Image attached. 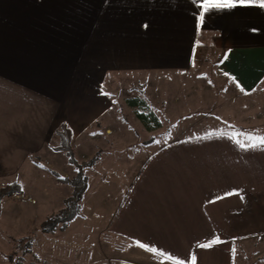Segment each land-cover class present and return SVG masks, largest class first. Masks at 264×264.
I'll return each mask as SVG.
<instances>
[{"label": "crops", "instance_id": "0c3cea01", "mask_svg": "<svg viewBox=\"0 0 264 264\" xmlns=\"http://www.w3.org/2000/svg\"><path fill=\"white\" fill-rule=\"evenodd\" d=\"M200 3L0 0V186L64 164L55 150L63 125L82 161L99 150L139 149L147 158L104 225L124 244L117 264H191L193 256L196 264H239L248 243L264 260V146L241 148L218 130L151 149L160 119L138 112L144 118L133 130L108 94L119 77L201 75L198 64L212 60L206 73L230 97L249 98V108L264 100V7L212 9L198 27ZM128 100L129 108L148 106ZM162 103L169 119L182 105ZM43 203L55 212L49 190Z\"/></svg>", "mask_w": 264, "mask_h": 264}, {"label": "rangeland", "instance_id": "374dc122", "mask_svg": "<svg viewBox=\"0 0 264 264\" xmlns=\"http://www.w3.org/2000/svg\"><path fill=\"white\" fill-rule=\"evenodd\" d=\"M212 62L206 60L198 64L204 72L201 75L148 77L143 83L135 82L131 77L124 80V76L114 79L112 92H108L114 102L113 108L133 130L139 127L136 122L138 112L145 115L154 112L162 128L161 137L153 140L151 149L170 140L168 138L179 140L218 130H226L244 144L253 142L248 139L249 135L264 137V100L260 99L257 105L249 108V98L230 97L229 86L216 85L219 82L206 73ZM125 99H145L148 106L129 108L123 104ZM169 99H179L182 104L181 107H171L175 112L170 119L168 107L162 103ZM70 146L77 163L93 160V165L83 170L87 187L81 198L79 214L66 227L56 228L54 233L42 231V224L48 217L59 213L64 200L72 194L69 181L75 178L77 169L68 162L64 152L65 163L56 161L57 167L53 171L39 170L28 174L22 171L18 183L22 194L1 202L0 264H117L122 257L124 244L111 238L104 225L147 155L139 153L136 148H124V154L107 149L82 161L76 157L72 139ZM39 159L40 156L37 164L42 166ZM101 175L106 176L104 180ZM48 179L55 181L61 193L55 187L56 191L50 190ZM48 190L49 196L55 200V212L50 215H47L43 203ZM89 206L91 211H88ZM239 255V264H264V260L258 258L259 250L249 243Z\"/></svg>", "mask_w": 264, "mask_h": 264}, {"label": "trees", "instance_id": "16d2710c", "mask_svg": "<svg viewBox=\"0 0 264 264\" xmlns=\"http://www.w3.org/2000/svg\"><path fill=\"white\" fill-rule=\"evenodd\" d=\"M130 106H137V99L128 100ZM142 103V102H139ZM137 117L143 119L142 114H137ZM143 121V120H142ZM58 137L60 140V146L56 148V151L64 152L67 156L68 162L77 169V175L74 179L69 181L72 186V194L64 200V207L61 211L53 216L47 218V220L42 224L41 228L44 232L54 233L56 228L66 227L80 211V202L82 195L87 187V180L84 175V168L93 165V160L91 162L77 163L74 156L73 150L70 146L72 135L70 130L63 125L58 132ZM22 194L21 186L12 182L0 188V208L1 202L4 199H11L16 195Z\"/></svg>", "mask_w": 264, "mask_h": 264}, {"label": "snow or ice", "instance_id": "6c2138e0", "mask_svg": "<svg viewBox=\"0 0 264 264\" xmlns=\"http://www.w3.org/2000/svg\"><path fill=\"white\" fill-rule=\"evenodd\" d=\"M236 3L240 4H258L260 7H264V0H201V3L199 4L201 11L199 13L198 17V27L199 24L203 23L205 14L212 10V9H222V8H231L235 6ZM249 140H252L253 142L250 143L249 147H259L264 146V137H256L253 138L249 135ZM239 143V141H237ZM240 147L243 148L245 145L243 143H240ZM231 193H229L230 195ZM220 243V240L218 238L213 239L207 243L200 244L199 247L201 248H211L214 244ZM143 247V245H141ZM155 251V249H153ZM170 259H173V257H169ZM176 264H183L182 261H177ZM191 264H196V257L191 258Z\"/></svg>", "mask_w": 264, "mask_h": 264}]
</instances>
